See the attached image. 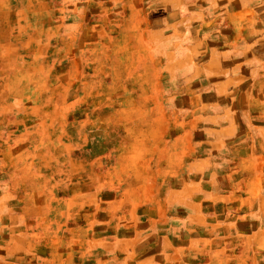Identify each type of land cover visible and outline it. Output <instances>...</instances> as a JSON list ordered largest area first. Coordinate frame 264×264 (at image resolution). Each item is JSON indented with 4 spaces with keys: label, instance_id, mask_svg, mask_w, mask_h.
Segmentation results:
<instances>
[{
    "label": "rangeland",
    "instance_id": "1",
    "mask_svg": "<svg viewBox=\"0 0 264 264\" xmlns=\"http://www.w3.org/2000/svg\"><path fill=\"white\" fill-rule=\"evenodd\" d=\"M179 12L0 0V264H179L176 250L184 264V188L241 179L231 161L249 154L264 202V60L246 61L236 130L221 134L226 104L166 69L161 49L190 28Z\"/></svg>",
    "mask_w": 264,
    "mask_h": 264
},
{
    "label": "crops",
    "instance_id": "2",
    "mask_svg": "<svg viewBox=\"0 0 264 264\" xmlns=\"http://www.w3.org/2000/svg\"><path fill=\"white\" fill-rule=\"evenodd\" d=\"M169 1L180 11L175 21L186 19L190 28L189 32L175 29L168 49H161L167 58L166 69L174 68L175 79L177 74H183L175 84L179 89L193 88L189 81L197 77L196 86L211 87V102L226 104L224 109L213 110L225 121L219 131L233 133L239 114L232 97L245 85L249 70L246 61L264 60V0ZM181 11L189 15H181ZM204 54L208 58L201 60ZM170 58L172 61H168ZM210 67L215 71L213 75L206 71ZM251 156L231 161L244 169L246 174L241 179L231 173L228 185L218 181L213 184L208 178L204 184L191 182L184 188L182 202L188 208L185 228L189 229L186 244L190 248L183 255L187 259L184 264H260L264 252V202L261 195L256 197V175L249 170L253 165ZM178 194L183 196L180 191ZM231 217L236 218L225 224ZM165 240L166 236L161 235V243ZM177 253L179 264H183Z\"/></svg>",
    "mask_w": 264,
    "mask_h": 264
}]
</instances>
